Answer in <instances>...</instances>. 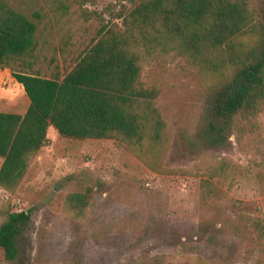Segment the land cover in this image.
<instances>
[{
  "label": "rangeland",
  "instance_id": "374dc122",
  "mask_svg": "<svg viewBox=\"0 0 264 264\" xmlns=\"http://www.w3.org/2000/svg\"><path fill=\"white\" fill-rule=\"evenodd\" d=\"M7 1L40 16L46 61L77 55L121 4L129 7L118 0ZM249 5L262 20L264 0ZM141 81L158 92L155 106L167 130L158 165L164 173L148 169L118 141L72 140L50 127L16 191L0 188V223L6 210L30 212L20 257L6 262L0 249V264H147L154 258L264 264V240L251 224L264 222V102L256 115L236 116L224 140L213 144L212 127L220 126L210 111L214 81L173 53L146 59ZM28 105L9 70L0 71V111L23 115ZM219 165L226 166L223 175L209 178ZM203 180L214 193L203 194ZM87 189L90 202L76 218L64 209L65 198Z\"/></svg>",
  "mask_w": 264,
  "mask_h": 264
},
{
  "label": "trees",
  "instance_id": "16d2710c",
  "mask_svg": "<svg viewBox=\"0 0 264 264\" xmlns=\"http://www.w3.org/2000/svg\"><path fill=\"white\" fill-rule=\"evenodd\" d=\"M119 11L77 55L42 56L38 20L0 0V70L7 69L23 87L29 105L23 115L0 111V188L13 193L29 160L46 142L52 127L72 140H115L148 169L158 168L167 137L155 106L158 92L142 84V64L156 53L184 58L214 81L211 114L213 144L236 116L256 115L264 102V18L249 0H118ZM83 15L84 20L88 18ZM112 20L120 21L115 24ZM61 54L63 50H60ZM212 169L209 178L223 175ZM203 194L215 192L208 181ZM91 189L69 193L64 209L82 216ZM30 223L29 211H4L0 249L6 262L20 257L19 239ZM252 228L264 240V222ZM147 264H164L154 258Z\"/></svg>",
  "mask_w": 264,
  "mask_h": 264
},
{
  "label": "crops",
  "instance_id": "0c3cea01",
  "mask_svg": "<svg viewBox=\"0 0 264 264\" xmlns=\"http://www.w3.org/2000/svg\"><path fill=\"white\" fill-rule=\"evenodd\" d=\"M6 69H3V70H0V71H5ZM21 88H22V91L24 92V90H23V87L21 86V85H19ZM25 97H26V99H27V101H28V103H29V100H28V98H27V96L25 95Z\"/></svg>",
  "mask_w": 264,
  "mask_h": 264
}]
</instances>
